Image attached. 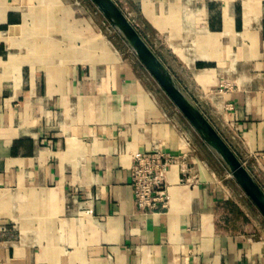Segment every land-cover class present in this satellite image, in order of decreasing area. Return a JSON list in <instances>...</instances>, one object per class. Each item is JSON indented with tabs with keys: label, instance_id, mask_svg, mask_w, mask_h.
Instances as JSON below:
<instances>
[{
	"label": "crops",
	"instance_id": "obj_1",
	"mask_svg": "<svg viewBox=\"0 0 264 264\" xmlns=\"http://www.w3.org/2000/svg\"><path fill=\"white\" fill-rule=\"evenodd\" d=\"M114 2L264 191V0ZM122 45L90 0H0V264H264L263 217Z\"/></svg>",
	"mask_w": 264,
	"mask_h": 264
},
{
	"label": "water",
	"instance_id": "obj_2",
	"mask_svg": "<svg viewBox=\"0 0 264 264\" xmlns=\"http://www.w3.org/2000/svg\"><path fill=\"white\" fill-rule=\"evenodd\" d=\"M264 219V191L114 0H90Z\"/></svg>",
	"mask_w": 264,
	"mask_h": 264
},
{
	"label": "built area",
	"instance_id": "obj_3",
	"mask_svg": "<svg viewBox=\"0 0 264 264\" xmlns=\"http://www.w3.org/2000/svg\"><path fill=\"white\" fill-rule=\"evenodd\" d=\"M109 27H111L110 24ZM176 160L175 156L161 150L138 152L133 155L129 169L130 186L134 204L138 210L145 214H153L158 208H167L169 196L166 174ZM180 182L190 184V179L183 174Z\"/></svg>",
	"mask_w": 264,
	"mask_h": 264
},
{
	"label": "rangeland",
	"instance_id": "obj_4",
	"mask_svg": "<svg viewBox=\"0 0 264 264\" xmlns=\"http://www.w3.org/2000/svg\"><path fill=\"white\" fill-rule=\"evenodd\" d=\"M112 27H109V23L107 24V30H108V33L112 36V37H114L115 36V38H116V36H118L117 34H116V32L115 31H112ZM123 46V45H122ZM125 46H123V48H124ZM126 48L127 47H125L124 49L126 50ZM184 119V118H183ZM185 120V119H184ZM185 122H186V120H185ZM186 124H187V126H188V128H191L190 126H189V124L186 122ZM208 150V152H210V153H206V151L204 150V152H203V156L204 157H206V159H209L210 158V160H212V164H215L216 166H217V168H218V170H219V172L220 173H222L223 175H225L229 180H231V181H233V179L231 178V176L228 174V172L224 169V167L221 165V163L218 161V159L216 158V156L209 150V149H207ZM234 182V181H233ZM234 186H236L238 189H239V187L237 186V184L234 182Z\"/></svg>",
	"mask_w": 264,
	"mask_h": 264
}]
</instances>
